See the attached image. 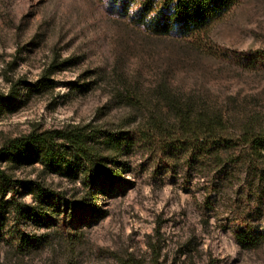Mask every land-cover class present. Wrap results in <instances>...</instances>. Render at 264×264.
<instances>
[{
	"label": "rangeland",
	"instance_id": "1",
	"mask_svg": "<svg viewBox=\"0 0 264 264\" xmlns=\"http://www.w3.org/2000/svg\"><path fill=\"white\" fill-rule=\"evenodd\" d=\"M110 2L0 0V148L68 125L131 141L109 166L121 187L96 196L81 169L46 167L39 149L0 163V264L148 262L156 241L157 264H264V149L241 141L264 132V0H238L198 45L148 35ZM175 106L219 117L226 143L180 144ZM153 117L165 130L150 131ZM85 203L101 214L68 221Z\"/></svg>",
	"mask_w": 264,
	"mask_h": 264
},
{
	"label": "trees",
	"instance_id": "2",
	"mask_svg": "<svg viewBox=\"0 0 264 264\" xmlns=\"http://www.w3.org/2000/svg\"><path fill=\"white\" fill-rule=\"evenodd\" d=\"M237 1L111 0L110 5L116 10L117 15L128 18L135 27L148 35L193 41L198 45L208 37L212 26L221 21ZM40 85L47 86L45 83ZM173 110H175L174 124L168 130L175 131L180 144L188 145L193 141L194 146L206 148L214 143L220 145L226 143L217 136L223 130L222 120L219 117H207L201 114L193 117L189 110L176 106ZM149 122L150 131L153 133L165 130L162 118L153 117ZM99 134L100 132L91 125H68L62 129L31 132L25 137L7 141L0 148V163L14 161L16 158L26 159L32 150L39 149L41 154L38 153L40 154L37 155L38 160L46 167L64 165L68 169L75 166L81 169L82 174L87 178V183L92 186V192L88 193L90 196H96L98 191L108 193L111 189L121 187V177L109 166L117 164L118 156L126 151L131 141L122 133L106 132L103 136L100 134L102 136L100 140L96 138ZM241 141L246 145L264 149V132L254 134L245 130L241 135ZM5 178L8 179L4 170L0 168V223L9 205L4 201L9 187ZM22 184L25 188L34 189L38 196L47 193V189L42 184L29 182ZM2 185L5 186L1 187ZM96 185L99 189H96ZM79 209L81 212L71 213L68 221L76 225L88 224L101 214L95 203H85ZM42 216L38 215V219H42ZM26 238L28 244H35L34 239ZM237 239L242 245H254V239L242 232L237 233ZM159 243L158 241L153 245L147 243L150 250L148 262L129 256L126 264H157L161 251Z\"/></svg>",
	"mask_w": 264,
	"mask_h": 264
}]
</instances>
